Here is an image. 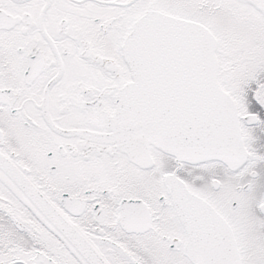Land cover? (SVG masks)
<instances>
[{"label":"snow or ice","instance_id":"1","mask_svg":"<svg viewBox=\"0 0 264 264\" xmlns=\"http://www.w3.org/2000/svg\"><path fill=\"white\" fill-rule=\"evenodd\" d=\"M0 264H264V0H0Z\"/></svg>","mask_w":264,"mask_h":264}]
</instances>
